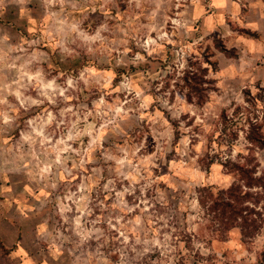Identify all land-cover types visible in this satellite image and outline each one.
I'll return each mask as SVG.
<instances>
[{"label": "rangeland", "instance_id": "rangeland-1", "mask_svg": "<svg viewBox=\"0 0 264 264\" xmlns=\"http://www.w3.org/2000/svg\"><path fill=\"white\" fill-rule=\"evenodd\" d=\"M213 12L212 0H0V221L26 247L0 238V264H264V226L251 242L216 237L197 201L232 186L224 164L239 154L264 173L243 131L214 144L224 113L256 114L264 133V89L229 45L258 34ZM196 67L204 103L187 97Z\"/></svg>", "mask_w": 264, "mask_h": 264}, {"label": "trees", "instance_id": "trees-1", "mask_svg": "<svg viewBox=\"0 0 264 264\" xmlns=\"http://www.w3.org/2000/svg\"><path fill=\"white\" fill-rule=\"evenodd\" d=\"M219 49L227 54L224 46ZM208 72L206 68L196 67L193 72L187 73L191 76L188 77L190 83L187 85L190 90L187 95L189 101L196 99L204 103L208 88L206 84L210 83L206 78ZM260 90L263 91L262 88ZM248 95L250 92L246 94ZM239 115L222 114V130L215 138L214 144L219 148L233 147L239 132L243 131L249 145L264 150V133L258 116L249 113L242 115L245 117ZM224 165L235 175L236 181L228 189H217L214 186L198 189L197 201L202 210V219L208 221V228L216 237L223 239L232 230L239 229L243 241L251 242L264 226V173L258 175L260 164L250 155L239 154V161L228 159ZM1 247L9 252L4 245L1 244Z\"/></svg>", "mask_w": 264, "mask_h": 264}, {"label": "crops", "instance_id": "crops-1", "mask_svg": "<svg viewBox=\"0 0 264 264\" xmlns=\"http://www.w3.org/2000/svg\"><path fill=\"white\" fill-rule=\"evenodd\" d=\"M212 4L215 9L213 14L221 21L228 17L235 20L242 29L258 34L256 40L232 35L229 45L238 48L239 60L250 66L245 76L264 89V0H212ZM0 238L8 248H16L18 245L20 254L26 253L24 235L17 223L0 221Z\"/></svg>", "mask_w": 264, "mask_h": 264}]
</instances>
